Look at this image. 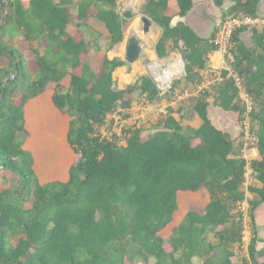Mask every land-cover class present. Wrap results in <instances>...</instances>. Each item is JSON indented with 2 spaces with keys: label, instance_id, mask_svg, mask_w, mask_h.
I'll use <instances>...</instances> for the list:
<instances>
[{
  "label": "trees",
  "instance_id": "obj_1",
  "mask_svg": "<svg viewBox=\"0 0 264 264\" xmlns=\"http://www.w3.org/2000/svg\"><path fill=\"white\" fill-rule=\"evenodd\" d=\"M28 1L0 0V264H239L233 247L243 242L248 162L238 156L233 136L214 125L211 105L242 121L248 117L252 125L260 159L251 168L261 186L249 188L248 254L250 264H264L255 220L264 204V28L237 29L226 56L253 103L250 113L223 70L221 82L169 107L153 132L125 130L123 145L112 131L101 135L108 117L129 118L135 93L151 104L171 93L162 95L147 76L118 90L114 73L126 65L120 58L105 56L97 71L83 62L92 43L70 33L69 8L75 6L79 28L90 19L103 25L106 52L123 42L132 15L123 19L117 0ZM169 1L145 0V13L162 29L157 54L179 52L185 82L200 86L207 55L217 50L215 35L204 39L184 22L174 25L175 18L190 15L195 0H176L174 17ZM209 1L229 16L261 14V0ZM49 91L57 113L69 121L67 141L76 159L65 180L41 182L25 147L31 136L27 110ZM195 116L202 121L198 129L181 122ZM199 192L207 200L204 212L189 211L165 240L160 234L176 218L179 195Z\"/></svg>",
  "mask_w": 264,
  "mask_h": 264
},
{
  "label": "rangeland",
  "instance_id": "obj_2",
  "mask_svg": "<svg viewBox=\"0 0 264 264\" xmlns=\"http://www.w3.org/2000/svg\"><path fill=\"white\" fill-rule=\"evenodd\" d=\"M55 1L61 2L62 0ZM24 2L25 5L28 6L29 1L24 0ZM144 6L145 0H117V12L119 13V15L124 19V14L126 12H130L132 18L130 19V21H127L125 25V41L110 52L105 51V48L108 46L109 35L103 25L94 19H90L89 26L82 25V27L79 28L78 21L76 19L75 6L72 5L69 8L72 16L69 31L74 37H76L77 40H80V35H84L87 40L92 43V48L89 50V53L87 55H84L82 57V60L83 62L89 60L93 69L96 71L100 68V64L102 63V60L105 56H107L111 60L120 58L124 61L126 55V44L131 37H136L137 39L142 41L141 46L143 48V54L139 61L133 65L126 63V67L118 69L114 74L115 87L118 90L125 89L129 85H133L139 78L143 76H147L154 80L155 71L160 76H165V74L167 75L171 72L173 65L176 64L177 61L181 62V70H178L176 73H174L175 75L173 74L170 80L166 81V83H164L162 79L159 82H156L154 80L159 88L162 89V95L171 93L169 95V98L167 97V99L151 104L140 97L139 93H135L133 108L128 112L129 118L122 120L121 115L117 113L108 117L107 125L101 129V135L104 137H110V131H112L114 134L118 135V137L120 136L121 140L119 141V143L123 145L126 144V139L125 137H123V134H125V130L135 128L141 129L143 130L144 135L153 132L160 120L164 116H166L169 106L173 105L171 104L172 102H175V100L181 101L183 99H188L192 95H198L204 89H210L218 82H221V74L226 67V64H224V69H222L221 71H213L211 68L204 71L202 73L203 84L201 86L196 87L194 85L186 83L185 62L181 54L179 52H170L164 58H160L157 54L156 47L162 36V29L153 23L148 34L144 33V23L142 21L146 16ZM195 6L198 12L205 13L204 15L206 19L204 20H207V23L209 25H214L215 27L210 37H214L219 26L230 17L229 15L225 14L226 12H224L223 9L215 7V5L209 0H196ZM175 8H177V6H174V8L171 7L169 11L170 15L173 17L176 16L178 12V10ZM179 20L180 18H175L173 23L175 24ZM192 23L194 25L198 24V22L195 21L194 18L192 19ZM245 41L247 43H250V38L246 36ZM97 44L102 45L104 49L102 51H97L95 49V46ZM224 57L227 63L226 56ZM30 68L31 71H33L32 66ZM77 73H79V70H77ZM69 82L70 77H68L64 81V84L66 86H69ZM209 100L211 99L209 98ZM210 102L212 104V101ZM43 106L44 110L42 109L37 112L36 109L37 113L33 112L34 117H30V114L28 115L29 119L32 118V120H34H31L30 124L28 125L29 132L34 134V136L32 138V134H30V137L32 139L28 137L30 139L28 140L27 145L30 146V148L33 150V156L36 158L37 169L41 168V163L44 164V162H51V164L53 165L59 163L58 159L60 158L55 157L54 155H52V153L47 152L49 151L47 149L46 152L39 153V151H37V145L43 144L45 148H47L54 140H58V142L61 141L64 143V139L66 136L65 131H68L69 128L68 120H65V122L64 119H60L61 116L59 117L58 114L54 115V113L47 108L48 106L46 107L45 104ZM36 108H38V106ZM43 114L48 115L45 120H43L45 118ZM210 117L215 123L216 127L230 133L233 136L238 148V156L247 159L249 162L260 159L258 151L253 152L252 150V146L255 141L253 140L254 135L251 131L252 125L249 119L246 118V120L242 121L240 120L238 114L222 112L213 105H211L210 107ZM48 118L56 120H52L51 123H48ZM58 118L60 119V121ZM116 118H118L117 121ZM177 118L180 120L179 116ZM194 119H192L191 121L184 120L181 122L184 125L189 126V123L194 122ZM67 143L68 141L66 142V144ZM245 147L247 148L246 151ZM250 149L251 151H248ZM67 152L69 154L73 153L71 148H69ZM40 154H42V156ZM75 158L76 156L74 154L72 155V157H68L67 165L73 163ZM260 186V183L253 174V170L251 168L247 170L246 182L244 185L247 200L241 204V210L246 215L243 242L241 245H236L233 247V250L237 254L236 261L239 264H250L248 248L252 237V229L248 211L250 208L249 200L253 199L254 196L249 192V188ZM204 197V192H199L196 194L181 193L179 195L180 208L176 215V218L171 225H169L161 232L160 235L165 240H168L173 232V229L184 219L189 211L194 210L203 213L207 203V200ZM255 215L258 235L261 239H264V204L261 207L257 208V210L255 211ZM211 239L214 243H217L213 238ZM261 247L262 243L259 244V248ZM167 249H169L168 246ZM135 264L142 263L138 262Z\"/></svg>",
  "mask_w": 264,
  "mask_h": 264
},
{
  "label": "crops",
  "instance_id": "obj_3",
  "mask_svg": "<svg viewBox=\"0 0 264 264\" xmlns=\"http://www.w3.org/2000/svg\"><path fill=\"white\" fill-rule=\"evenodd\" d=\"M195 3H196V0H195ZM174 6H177V8H175V9H177L178 10V5H177V1L176 0H170L169 1V11H170V9H171V7H173L174 8ZM229 8V5L227 4L226 5V8H225V10L226 9H228ZM179 11V10H178ZM178 13V12H177ZM264 13V0H261V14H263ZM205 13H203V12H198V10L196 9V6L194 7V9H193V11L190 13V15L187 17V18H184V19H180L178 22H184V23H186L187 25H189L200 37H202V38H204V39H208V38H210V35L213 33V31H214V25L212 26V25H209L208 23H207V20L205 21L204 19H206L205 18V15H204ZM194 18V20L195 21H197L198 22V24L197 25H194L193 23H192V19ZM175 20V19H174ZM174 22V21H173ZM178 22H176L174 25H176ZM125 41V33H124V40H123V42ZM122 42V43H123ZM121 43V44H122ZM226 61H225V57L221 54V53H219V52H217V51H212V52H210L208 55H207V68L205 69V70H203V71H201L200 72V74H201V76H202V73L204 72V71H206V70H208V69H212L213 71H221L222 69H224L223 67H224V63H225ZM127 65H125L124 67H126ZM121 68H123V67H121ZM120 69V68H119ZM118 70V69H117ZM116 70V71H117ZM210 71V70H209ZM115 74V73H114ZM203 84V80H202V83H201V85ZM200 85V86H201ZM209 89V88H208ZM192 96H196V95H192ZM191 97V96H190ZM51 98H52V91H49L46 95H44L43 97H41L39 100H37V101H35V102H33L30 106H29V108H28V110H27V117H28V115L30 114V117H34L33 116V112L34 113H37V112H39L40 110H44V104H45V106L48 108V109H50L53 113H54V115H56V114H58L57 113V110L55 109V107L53 106V103H52V100H51ZM164 100V99H163ZM188 99H183V100H181V101H178V100H175V102H172L171 104H173V105H171V106H181V104L183 103V102H186ZM209 101H212L213 102V99L211 98V100H209ZM38 106V108H36ZM171 106H169V107H171ZM36 109H37V112H36ZM220 110V109H219ZM44 115V114H43ZM46 115V114H45ZM44 115V119L43 120H45L46 119V117L48 116V115H46L45 116ZM59 115V114H58ZM167 115V114H166ZM179 115L178 114H174V117L177 119V120H179L177 117H178ZM60 117V116H59ZM37 118V117H36ZM195 118V119H194ZM193 119H194V122H191V123H189V127H193L194 129H198L201 125H202V121H201V119L198 117V116H195ZM211 118V117H210ZM59 119V118H58ZM60 119H64V121L65 120H67L66 118H63V117H60ZM60 119H59V121H60ZM32 120V118L31 119H29L28 118V125L30 124V121ZM52 120H56V119H51V118H48L47 119V121H48V123H51L52 122ZM180 120H181V118H180ZM212 120V119H211ZM32 121H34V120H32ZM213 121V120H212ZM66 122V121H65ZM198 122V123H197ZM38 123V122H37ZM41 123H43V122H41ZM198 125H197V124ZM214 123V122H213ZM214 125H215V123H214ZM216 126V125H215ZM69 127V126H68ZM29 128V127H28ZM69 129V128H68ZM32 132V131H31ZM32 134V133H31ZM67 134H68V131H65V141H64V143L63 142H58V140H54L48 147L50 148H45V146L43 145V144H38L37 145V151H39V153L40 152H46V149L47 150H49V151H47V152H49V153H52V155H54L55 157H60L58 160H59V163H56V164H51V162H44V164L43 163H41V165H42V167L41 168H39V169H37L36 168V171H37V173H38V176L40 177V180H41V182H49V181H55V180H60V181H63V180H65L66 179V177H67V174H68V171H69V169H70V167L72 166V164L74 163H71L70 165H67V161H68V157H72V155L74 154V152L71 154H69L68 152H67V150H69V148H71L69 145H68V143L66 144V142H67ZM33 136H34V134H32V138H33ZM31 138V137H30ZM31 138V139H32ZM26 149L28 150V151H30L32 154H33V150L30 148V146H28L27 144H26ZM54 147V148H53ZM57 147V148H56ZM61 147V148H60ZM68 147V148H67ZM72 150V149H71ZM63 151V152H62ZM56 152H58V153H56ZM63 154V155H62ZM41 156H42V154H40ZM75 155V154H74ZM76 156V155H75ZM39 159H40V156H39ZM41 159H42V157H41ZM76 159V158H75ZM35 160H36V158H35ZM62 161V162H61ZM75 161V160H74ZM61 163V164H60Z\"/></svg>",
  "mask_w": 264,
  "mask_h": 264
},
{
  "label": "built area",
  "instance_id": "obj_4",
  "mask_svg": "<svg viewBox=\"0 0 264 264\" xmlns=\"http://www.w3.org/2000/svg\"><path fill=\"white\" fill-rule=\"evenodd\" d=\"M240 28H247V29H263L264 28V14H260L258 16H248L244 14L234 15L230 16L228 19H226L218 28L217 33L214 37L213 43L217 47V52L221 53L223 56H227L230 49L232 48V38L237 29ZM226 64L225 70L229 72V77H232L237 87L240 90V98L243 102H245L248 113H250L253 109V103L250 100L248 94L246 93L242 80L234 73V71L231 69V67L225 62ZM154 80L156 82L161 81L159 77L154 73ZM155 82V83H156ZM158 86V85H157ZM159 88V86H158ZM160 91H162L161 88H159ZM162 93V92H161ZM247 119H249L247 117ZM118 118H116V121ZM254 141H256V138H253ZM247 148L245 147V151ZM253 152H257V149L253 148ZM248 151H251L248 150ZM247 160V159H246ZM247 167L246 171L251 168V162L247 160ZM252 169V168H251Z\"/></svg>",
  "mask_w": 264,
  "mask_h": 264
},
{
  "label": "water",
  "instance_id": "obj_5",
  "mask_svg": "<svg viewBox=\"0 0 264 264\" xmlns=\"http://www.w3.org/2000/svg\"><path fill=\"white\" fill-rule=\"evenodd\" d=\"M144 23V33L148 34L150 28L153 25L152 20L150 19L149 14H146L145 18H143ZM142 41L137 39L136 37H131L126 44V55H125V63L133 65L139 61L143 54V48L141 46ZM18 70H16L15 74H13L12 79H15Z\"/></svg>",
  "mask_w": 264,
  "mask_h": 264
},
{
  "label": "bare ground",
  "instance_id": "obj_6",
  "mask_svg": "<svg viewBox=\"0 0 264 264\" xmlns=\"http://www.w3.org/2000/svg\"><path fill=\"white\" fill-rule=\"evenodd\" d=\"M178 70L179 71L181 70V62L180 61L179 62L177 61V63L173 65L171 72L168 73L167 75L165 74V76H160L158 73H156V71H155V73H156L157 77H159L160 79L163 80L164 83H166V81L170 80L172 75L174 73H176Z\"/></svg>",
  "mask_w": 264,
  "mask_h": 264
}]
</instances>
